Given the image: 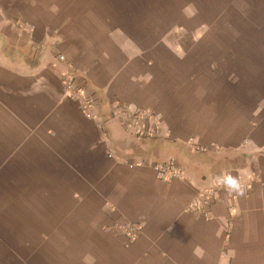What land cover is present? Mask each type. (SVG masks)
<instances>
[{"label":"crops","instance_id":"0c3cea01","mask_svg":"<svg viewBox=\"0 0 264 264\" xmlns=\"http://www.w3.org/2000/svg\"><path fill=\"white\" fill-rule=\"evenodd\" d=\"M0 264H264V0H0Z\"/></svg>","mask_w":264,"mask_h":264},{"label":"built area","instance_id":"2783aa9c","mask_svg":"<svg viewBox=\"0 0 264 264\" xmlns=\"http://www.w3.org/2000/svg\"><path fill=\"white\" fill-rule=\"evenodd\" d=\"M41 49V46L38 47L39 51ZM75 73L76 70L73 69L71 74L64 75L67 90L70 96L74 98L79 96L81 92V90L74 84ZM116 108L127 130L136 138H156L162 135L161 116L157 113L150 110H131L126 103L122 102H119ZM155 172L157 177L162 181L169 182L183 178V173L180 170V167L172 161L155 166ZM222 190L223 186L221 183L215 181L192 202L189 211L200 213L204 215L206 219H210L212 217L213 206L218 198H220ZM232 195L233 194L231 193V200L234 199ZM126 229L133 240L142 232L141 227L138 225L127 226Z\"/></svg>","mask_w":264,"mask_h":264},{"label":"clouds","instance_id":"9594fccd","mask_svg":"<svg viewBox=\"0 0 264 264\" xmlns=\"http://www.w3.org/2000/svg\"><path fill=\"white\" fill-rule=\"evenodd\" d=\"M230 183H232V184H233V186H234V187H236V184H235V182H234V181H230Z\"/></svg>","mask_w":264,"mask_h":264},{"label":"rangeland","instance_id":"374dc122","mask_svg":"<svg viewBox=\"0 0 264 264\" xmlns=\"http://www.w3.org/2000/svg\"><path fill=\"white\" fill-rule=\"evenodd\" d=\"M161 125H162V123H161ZM163 129V128H162ZM160 137V136H159ZM157 138V137H156Z\"/></svg>","mask_w":264,"mask_h":264}]
</instances>
